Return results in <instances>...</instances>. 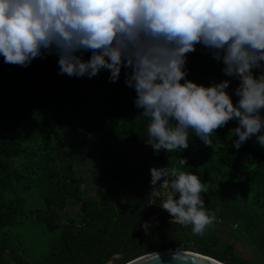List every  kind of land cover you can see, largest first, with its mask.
I'll use <instances>...</instances> for the list:
<instances>
[{"label": "trees", "instance_id": "trees-1", "mask_svg": "<svg viewBox=\"0 0 264 264\" xmlns=\"http://www.w3.org/2000/svg\"><path fill=\"white\" fill-rule=\"evenodd\" d=\"M195 49L187 54L186 79L205 87L231 80L226 91L236 104L239 81L224 75L211 50L202 44ZM91 54L76 53L84 61ZM58 59L54 50H42L24 67L0 55V264H108L138 250L142 224L152 215L160 227L146 233L138 257L183 250L222 264H264V147L256 136L237 150L230 130L238 123L232 120L212 134L211 146L190 129L186 150L157 152L149 118L126 84L128 69L116 82L103 69L92 78L70 77L60 74ZM261 63L253 69L257 77L264 73ZM102 138L147 145L148 162H130L123 152L100 146ZM96 146L93 195L85 191L72 151ZM153 167H177L208 184L201 198L215 219L202 235L193 234L191 224L169 221L164 199L150 197ZM31 192L41 206L29 205Z\"/></svg>", "mask_w": 264, "mask_h": 264}, {"label": "clouds", "instance_id": "clouds-1", "mask_svg": "<svg viewBox=\"0 0 264 264\" xmlns=\"http://www.w3.org/2000/svg\"><path fill=\"white\" fill-rule=\"evenodd\" d=\"M197 44L223 63L225 76L239 81L236 104L226 91L231 80L205 87L186 79L187 54ZM42 50H54L60 74L70 77L92 78L103 69L116 82L128 69L126 84L149 118L157 152L186 150L190 129L211 146L212 134L232 120L237 150L253 136L264 147V73L253 74L264 62V0H0L4 62L27 67ZM80 51H91L90 59L76 55ZM178 163L184 167L187 160ZM150 173L153 189L158 182L170 188L161 204L170 219L202 235L215 219L201 198L208 184L177 167ZM144 224L146 241L153 230Z\"/></svg>", "mask_w": 264, "mask_h": 264}, {"label": "rangeland", "instance_id": "rangeland-1", "mask_svg": "<svg viewBox=\"0 0 264 264\" xmlns=\"http://www.w3.org/2000/svg\"><path fill=\"white\" fill-rule=\"evenodd\" d=\"M104 143L107 146L126 154L128 160L130 162H133L134 164L141 165L145 162H148L147 145L130 144L114 140H105L104 138H102L100 146H102ZM100 146H96L89 150L75 149L72 151L75 156L74 158L77 170L86 179L85 191L93 195L96 193L95 188L97 186V183L93 178V168L97 165L100 160ZM27 199L30 200L29 205L33 207L41 206L43 203V200L39 197V194L35 192H31L30 194H28ZM68 211H70L72 214H75L77 212L76 209H70ZM33 237L36 242L38 239L36 238V236Z\"/></svg>", "mask_w": 264, "mask_h": 264}, {"label": "water", "instance_id": "water-1", "mask_svg": "<svg viewBox=\"0 0 264 264\" xmlns=\"http://www.w3.org/2000/svg\"><path fill=\"white\" fill-rule=\"evenodd\" d=\"M144 246L145 232L141 227V241L138 250L127 257L116 255L108 264H222V262L208 256L183 250L159 252L138 257ZM175 254H179V259L173 258Z\"/></svg>", "mask_w": 264, "mask_h": 264}, {"label": "built area", "instance_id": "built-area-1", "mask_svg": "<svg viewBox=\"0 0 264 264\" xmlns=\"http://www.w3.org/2000/svg\"><path fill=\"white\" fill-rule=\"evenodd\" d=\"M169 193H170V188L161 182L154 189L153 188L151 189L150 197L152 199H155L158 197V198H162L165 200L167 196L169 195ZM170 220L176 222L173 218ZM159 226H160L159 218L155 215L150 217L149 220L146 221L144 224V228L149 229V230H157Z\"/></svg>", "mask_w": 264, "mask_h": 264}]
</instances>
